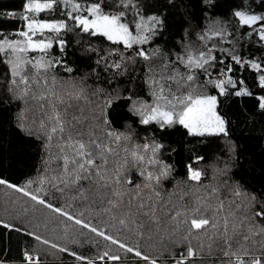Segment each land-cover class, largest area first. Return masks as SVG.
Here are the masks:
<instances>
[{
    "label": "snow or ice",
    "instance_id": "snow-or-ice-1",
    "mask_svg": "<svg viewBox=\"0 0 264 264\" xmlns=\"http://www.w3.org/2000/svg\"><path fill=\"white\" fill-rule=\"evenodd\" d=\"M233 97L264 115V0L0 7V107L35 150L18 182L0 176V227L30 238L0 264H264V166L237 177ZM170 130L226 156L193 151L177 176Z\"/></svg>",
    "mask_w": 264,
    "mask_h": 264
},
{
    "label": "trees",
    "instance_id": "trees-1",
    "mask_svg": "<svg viewBox=\"0 0 264 264\" xmlns=\"http://www.w3.org/2000/svg\"><path fill=\"white\" fill-rule=\"evenodd\" d=\"M20 0H0V7H14L19 5ZM71 59V53L70 57ZM222 111L227 113L231 120V135L237 144L241 145V154L244 158V166L235 169L237 177L242 174L245 179H252L253 183L259 179L261 166H264V115L255 114L256 101L253 97H243L232 99L221 98ZM13 111L15 109L13 108ZM7 113L0 107V176H6L13 182H18L21 173L26 171L33 162L34 148L27 144L22 146V141L17 132L9 129L6 124ZM243 128V137L241 129ZM168 142L176 148L174 153V163L176 165L177 176L185 173V164L189 162V155L194 151L202 155L204 161L196 167L211 165L217 157L226 156L225 141L217 138L207 145L197 144L195 141L186 139L182 130H170L166 134ZM254 171H248L249 168ZM3 189L0 188V215L3 209ZM50 238H59L62 226L51 230ZM25 240L21 234L9 233L0 227V258L7 257L9 260L18 258L19 247ZM85 255H91V250L87 245L77 249ZM47 264H73V259L66 254L61 259H57L55 254L44 257Z\"/></svg>",
    "mask_w": 264,
    "mask_h": 264
}]
</instances>
